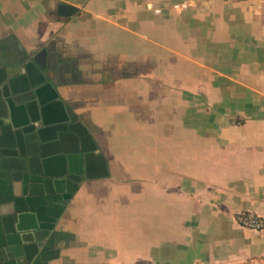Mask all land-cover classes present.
I'll return each instance as SVG.
<instances>
[{"label": "crops", "instance_id": "obj_1", "mask_svg": "<svg viewBox=\"0 0 264 264\" xmlns=\"http://www.w3.org/2000/svg\"><path fill=\"white\" fill-rule=\"evenodd\" d=\"M264 0H0V264H264Z\"/></svg>", "mask_w": 264, "mask_h": 264}, {"label": "built area", "instance_id": "obj_2", "mask_svg": "<svg viewBox=\"0 0 264 264\" xmlns=\"http://www.w3.org/2000/svg\"><path fill=\"white\" fill-rule=\"evenodd\" d=\"M235 221L242 228H247L255 231H264V215H259L249 211H240L235 214Z\"/></svg>", "mask_w": 264, "mask_h": 264}]
</instances>
